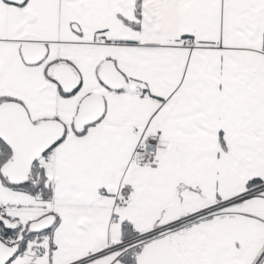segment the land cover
Listing matches in <instances>:
<instances>
[{"label": "snow or ice", "instance_id": "obj_1", "mask_svg": "<svg viewBox=\"0 0 264 264\" xmlns=\"http://www.w3.org/2000/svg\"><path fill=\"white\" fill-rule=\"evenodd\" d=\"M0 264H264V0H0Z\"/></svg>", "mask_w": 264, "mask_h": 264}]
</instances>
